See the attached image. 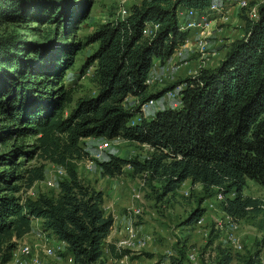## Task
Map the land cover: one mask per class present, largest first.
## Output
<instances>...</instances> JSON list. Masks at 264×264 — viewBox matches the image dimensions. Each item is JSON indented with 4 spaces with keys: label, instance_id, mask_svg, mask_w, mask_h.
<instances>
[{
    "label": "trees",
    "instance_id": "16d2710c",
    "mask_svg": "<svg viewBox=\"0 0 264 264\" xmlns=\"http://www.w3.org/2000/svg\"><path fill=\"white\" fill-rule=\"evenodd\" d=\"M211 1L140 0L122 18L102 23L88 35L95 48L84 62L93 66L96 91L75 99L73 90L61 84L71 55L62 43L53 44L54 27L44 29L42 41L0 31V115L24 124L18 127L21 133L35 136L31 151L68 173L56 195L32 198L18 192L21 185L43 178V164L0 169V262L11 258L33 219H40L41 231L66 242L72 264H106L108 254L129 255V248L105 241L114 218L103 210V192L81 178L72 162L90 155L81 141L88 136L121 137L152 149L142 159L110 153L98 162L103 174H120L129 165L134 173L160 181L164 195L190 179L202 185L205 195L214 188L221 192L220 208L234 221L264 213L263 199L244 192L248 179L264 185V2L258 18L243 15V35L226 44L215 66L178 81L184 83L178 106H164L130 124L137 100L159 97L175 85L155 92L145 79L154 60L164 62L189 36V30L178 27L179 11L203 10ZM69 2L0 0V26L25 22L23 27L31 28L30 20L71 23L76 12ZM145 23L159 24L153 35L142 32ZM129 95L136 97L130 106ZM1 128L2 135L15 130L14 125ZM15 151L24 149L19 145L0 153V163L11 161ZM203 213L197 206L186 221L196 222ZM259 227L264 241L263 221ZM216 247L215 264H228L230 250ZM171 264L190 263L179 256ZM237 264H263L260 250L239 256Z\"/></svg>",
    "mask_w": 264,
    "mask_h": 264
},
{
    "label": "rangeland",
    "instance_id": "374dc122",
    "mask_svg": "<svg viewBox=\"0 0 264 264\" xmlns=\"http://www.w3.org/2000/svg\"><path fill=\"white\" fill-rule=\"evenodd\" d=\"M73 1V2H72ZM236 0H225L224 10L227 14V19H221V11L212 14L214 18L221 19L220 22L214 21L211 32L221 30V28L233 30L234 38L241 37L244 33L243 15H246L244 10L238 8L235 4ZM140 0H71L72 6L70 11L76 12L75 19L69 23L67 20L61 22L48 23L41 21H28L27 24L31 28H24L21 22L17 25L11 23L1 25L0 31L3 29L16 31L28 40L42 41V33L44 29L54 27L55 32L53 44L68 47L71 55L69 63H66V69L62 73L61 84L68 89L73 90L74 99L78 96L92 95L96 91V86L92 80L93 66H84V62L88 55L95 48V43H88L87 38L95 29L106 21L122 18L128 14L130 7L139 3ZM264 0H251L250 5L259 6ZM239 19L240 24H232L231 19ZM248 17V16H247ZM242 23V25H241ZM63 26L66 31L63 34ZM237 30V31H236ZM56 34V35H55ZM212 34V33H211ZM218 39L210 41V39ZM229 37L219 35L211 37L209 35L206 43V52L203 58L200 59V54L197 49H188L183 47L182 54L169 58L178 63L180 70L175 72H166L162 77V82L157 79L151 85V91H158L169 84H176L185 76H189L190 72L196 68L200 61H203L204 66L209 65V55H212L209 46L221 44L216 50L225 51L226 41ZM66 44V45H65ZM184 49H188L185 51ZM195 54L191 55V52ZM190 54V55H189ZM221 55L218 52L216 55ZM191 59L196 58L193 63ZM164 63V62H163ZM162 63V64H163ZM162 67V65L160 66ZM162 75V71H161ZM133 101L127 100V105L130 106ZM172 105V100L161 96L152 105L154 112L164 107ZM162 106V107H161ZM66 112L69 107H66ZM153 115V113L151 114ZM151 115H148L150 118ZM14 125L15 130L2 135L1 127ZM24 124L18 123L11 119L9 114L0 115V153L7 152L10 148H15L21 145L24 151H15L11 161L0 163V169L3 168H28L43 164L44 176L40 180H35L30 186L21 185L19 194L22 197H36L40 193L56 195L59 191V181L67 179L68 173L63 166L43 160L34 150L35 136L24 135L18 127ZM83 145L89 150L90 154H94L98 146L103 142H107V147L102 151L99 159H95L91 169H87L85 164L88 157L83 159L73 160L78 175L88 182L92 187L103 192V210L113 216L114 237L122 247L129 248L131 251L127 255V264H171L173 257H187L188 252H195L196 258L193 261L187 260L190 264H215L214 256L218 252L216 246L230 250L232 260L228 264H237L238 258L241 255L253 252L255 249L260 250L261 260L264 264V241L263 229L259 227L261 221L264 222V213L257 215L250 214L236 221V234L240 248H233L228 242V224L229 218L220 208V199L217 196L216 188L213 189L211 195H205L200 183H192L184 180L180 186L167 194H162L160 181L148 180L141 174H136L132 171L129 165L123 167V171L117 175H108L101 172L98 162L106 158L110 153L122 157H146L152 149L143 143L127 140L121 137L100 139L97 136H88L81 139ZM190 180V179H189ZM22 184L23 181H21ZM246 194L259 196L264 201V185L258 184L252 179H248L244 189ZM17 193V194H18ZM115 195L111 197V195ZM106 195V197H105ZM112 202V203H111ZM112 204V205H111ZM113 206V207H112ZM197 206L204 208V213L200 219L193 223L186 221L189 213ZM140 209L139 213H134L133 209ZM130 224L135 230V238H130L123 229L125 224ZM34 227L28 234L26 239L34 244L36 238L48 240L49 235L41 232L38 221H32ZM209 239L213 240L212 244H208ZM129 242V244H127ZM135 257H131V256ZM55 259V258H54ZM54 264H62L55 259Z\"/></svg>",
    "mask_w": 264,
    "mask_h": 264
},
{
    "label": "built area",
    "instance_id": "2783aa9c",
    "mask_svg": "<svg viewBox=\"0 0 264 264\" xmlns=\"http://www.w3.org/2000/svg\"><path fill=\"white\" fill-rule=\"evenodd\" d=\"M251 0H236L235 4L238 8L244 10L246 16L251 19H256L259 17V6H252L250 5ZM224 2L225 0H213L209 4V6L203 10H195L193 8H185L179 11V29L181 30H189L190 34L185 40L183 44L178 46L173 55L178 56L182 54V48L186 47L188 49H197L201 52L200 56L205 55L206 52V43L207 37L210 35L212 27L214 25L215 18L212 16L215 12L221 11L222 14L220 18L227 19L226 11L224 10ZM158 23H145L142 32L148 36H151L155 33L156 29L158 28ZM195 32L197 35L195 39H191L192 33ZM172 55V56H173ZM171 58V56L169 57ZM169 58L164 61L162 67H156V60H154L153 65L146 76L145 82L151 87V85L157 79L158 81L162 82L166 72H173L177 69L178 63L172 61L170 63ZM203 57H200V59ZM201 67H204L203 61H200L196 68L190 75H194L198 73ZM162 71V75H161ZM184 87V83H176L173 87L167 89L161 96L172 100V106H178L180 103V90ZM159 96V97H161ZM159 97L149 98L141 103L136 102L138 109L135 114L130 119V124H135L141 120V118L147 117V112L151 109L152 105L155 103ZM107 147V142H103L101 145L98 146L97 151L94 154H90L88 156V160L85 164L87 169H91L95 159H99L102 151ZM217 196L219 199H222V193L218 192ZM140 209L136 208L133 209V212L139 213ZM227 216V215H226ZM228 217V216H227ZM229 218L228 224V242L230 246L233 248H240V244L238 242V237L236 234L237 223L236 221ZM124 231L130 238H135V230L133 226L130 224H125L123 226ZM129 244V242H127ZM117 246L122 247L119 243H116ZM65 242L64 241H57L53 246H48L43 249V254L47 258H51L56 256L58 253L65 250ZM105 251H107L105 249ZM196 258V253L191 251L187 253V260L193 261ZM72 261V257L69 258ZM0 264H43V257L39 255L34 249L31 243L27 241H19L16 244V247L12 250L11 258L6 262H0ZM106 264H127V255L122 256H112L107 255L106 257Z\"/></svg>",
    "mask_w": 264,
    "mask_h": 264
},
{
    "label": "crops",
    "instance_id": "0c3cea01",
    "mask_svg": "<svg viewBox=\"0 0 264 264\" xmlns=\"http://www.w3.org/2000/svg\"><path fill=\"white\" fill-rule=\"evenodd\" d=\"M215 20H217V22H220L221 21V19L219 18V19H217V18H215ZM231 22H234V23H232V24H237V25H239L240 24V20L237 18V19H235V18H233L232 17V19H231ZM241 25H242V23H241ZM237 31V30H236ZM212 33V34H211ZM210 33V35H211V37H217V36H219V35H224V37H229L226 41H230L233 37V35H234V33H233V30H231V29H228V30H225V29H223V28H221V30H219L218 29V31H213V32H211ZM196 34H195V32H193L192 33V35H191V39H195L196 38ZM214 40H218V39H213L212 38V40L210 39V41L212 42V41H214ZM221 44H215V45H213V46H209V49H211V50H213L212 51V55H209L208 54V57L206 58V59H208V64L209 65H207V66H215L218 62H219V60L223 57V54H224V51H223V49L222 50H216V48H218L219 46H220ZM185 51H187L188 49H184ZM218 52H221V55H219V56H217L216 57V55L218 54ZM208 53V52H207ZM192 54H195L194 53V51L193 52H191V55ZM190 55V54H189ZM199 57H203V56H199ZM187 58H190V62L191 63H193V61L194 60H196V58H194V59H191V56H188ZM162 63L163 62H160L158 59H156V67H157V65L158 66H161L162 65ZM181 66V65H180ZM180 66L178 65V67H177V69L175 70V72H177V71H179L180 70ZM127 100H131V101H136V97H134V96H131V95H129L128 97H127ZM165 106H168V104L167 105H165ZM162 107V106H161ZM154 108L152 109H149L148 110V112H147V118H148V115H151L152 113H154ZM152 116V115H151ZM97 138H99V140L102 138V139H104V137H97ZM186 181H190L189 179H187ZM196 183H199V182H196ZM115 195V197H116V193H114L113 195H111V197L112 196H114ZM105 197H106V195H105ZM112 203V202H111ZM112 205V204H111ZM113 207V206H112ZM106 214H110L108 211L106 212ZM38 221L39 222V227H40V219H33V221ZM33 227H34V224H32V229H33ZM113 228V227H112ZM32 229L28 232V233H26L22 238H20L19 239V241H27L26 239H24V238H26L27 236H29L28 234L32 231ZM40 229V228H39ZM40 231H41V229H40ZM113 231H114V229H111L110 230V232H109V234H108V236L106 237V239H105V241L106 242H113V243H117L116 242V240H114L113 239V237H114V233H113ZM41 232H44V233H46V234H48L49 235V239L48 240H43V239H41V238H36V240L34 241V244L32 243V242H30L31 244H32V246H33V249L39 254V255H41L42 257H43V264H54V260L55 259H57V260H59V262L60 263H62V264H72V261L69 259V258H71L72 256H71V254L66 250V248H65V250L64 251H62V252H60V253H58L56 256H53V257H51V258H47V257H45L44 256V254H43V249L45 248V247H48V246H53L57 241H63V240H61V239H58L53 233H48V232H45V231H41ZM29 242V241H28ZM65 242V241H64ZM65 247H66V242H65ZM55 258V259H54Z\"/></svg>",
    "mask_w": 264,
    "mask_h": 264
}]
</instances>
